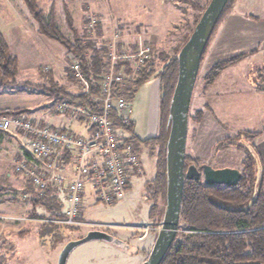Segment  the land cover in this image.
Returning <instances> with one entry per match:
<instances>
[{
    "label": "rangeland",
    "instance_id": "1",
    "mask_svg": "<svg viewBox=\"0 0 264 264\" xmlns=\"http://www.w3.org/2000/svg\"><path fill=\"white\" fill-rule=\"evenodd\" d=\"M192 1L204 6L208 0ZM234 2L235 5L223 11L204 49L189 108L192 118L198 110H203L204 116L199 122L192 118L188 121L186 153L212 168H241L248 148L255 146L260 155L259 149L264 146V0ZM37 3L45 12L54 13L60 31L68 39L73 38L74 32L82 35L87 28L92 29L88 21L96 20L102 32L98 41L109 42L107 46L111 42L118 46L119 40H123L126 44L146 42L167 51L177 45L184 34L190 33L199 12L182 0H37ZM69 17L72 26H69ZM35 26L22 0H0V31L10 50L19 58L17 80L49 86L67 83V71L73 62L69 60L70 55L57 41L40 35ZM114 34L121 38L114 39ZM236 55H242V59L225 67L205 92L201 77L207 68ZM69 86L74 93L82 89V84L70 82ZM8 88L0 87V108L34 110L50 100L48 95L35 90L5 94ZM127 101L133 110L131 120L136 135L133 146L138 148L139 162L130 174L125 197L111 205L93 198L87 200L84 218L99 224L89 225L91 222L84 221L78 227H57L54 223L42 225L37 221L41 224L27 225L26 231L19 234L13 228L12 233L4 235L8 240L2 243L8 245V251L5 253L0 247V253L5 254L3 264H57L67 242L81 237L87 228L110 233L127 241L131 248L124 251L114 244L94 239L73 248L65 264H142L148 257L152 245H146L147 238L159 224L154 225L149 219L143 222L154 192L151 184L154 157L150 147L139 141L158 126L155 110L159 102L158 82L155 79L145 81ZM224 140L234 145L219 146ZM11 153V146L1 140L0 200L7 199L8 193L3 187L16 173ZM261 160L264 169L262 157ZM262 181L264 184V171ZM28 192V195H21L22 199L33 201L41 194L34 186ZM16 197L14 204L6 201L3 208L16 212L20 211L19 206L28 204L19 198L18 192ZM159 200L164 207L163 199ZM36 212L39 215L29 216L35 220L53 218L42 209ZM145 222L152 227L148 235H143L141 229ZM155 233L157 235V231ZM142 242L145 249H139L143 247Z\"/></svg>",
    "mask_w": 264,
    "mask_h": 264
},
{
    "label": "trees",
    "instance_id": "2",
    "mask_svg": "<svg viewBox=\"0 0 264 264\" xmlns=\"http://www.w3.org/2000/svg\"><path fill=\"white\" fill-rule=\"evenodd\" d=\"M28 14L35 23L36 31L49 39L61 44L69 56V60L76 61L80 65L81 73L88 84V92L79 89L77 93L71 92L61 82L51 86L44 83L17 80L19 58L10 50V46L0 31V87L8 86V92L19 93L26 91H38L51 98V105L59 101H67L71 104H79L98 112L97 104L92 101L99 95L98 84L111 67L116 71L123 72L128 85L122 83L112 84V96L115 100L123 98L129 100L134 97L138 88L145 81L155 79L158 82V126L156 133L139 141L150 147L154 157V176L151 179L153 186L152 202L147 211L148 219L154 224L162 222L166 204V143L169 135V103L177 80L178 64L177 55L183 44L189 38L195 24L200 18L204 6L198 1L182 0L187 2L194 10L199 12L195 15L190 33L184 34L181 41L171 47L170 50H160L151 46V56L145 60L141 68L133 66V61L123 63L118 61L112 65L109 57V49L106 41H98L101 36V25L88 21L92 29L87 28L82 35L74 32L72 39H68L60 31L55 15L52 11L45 12L37 3V0H22ZM235 0H229L225 9H229ZM222 15V14H221ZM221 17L216 22L219 23ZM69 26L71 19L68 18ZM215 25V26H216ZM121 38V36H120ZM117 49L128 45L130 49L135 47L136 42L126 44L119 40ZM146 43V42H145ZM242 59V55H236L213 63L207 68L201 77L202 89L205 91L211 87L220 76L225 67ZM68 79L74 84H80V80L74 75L71 67L68 68ZM29 112L28 109H0V116H15ZM53 112H55L53 110ZM203 110H198L193 118L189 112V119L196 122L202 120ZM120 139L132 147L137 156L138 151L134 140L136 135L133 131V120L127 123L120 122L116 110L109 113ZM255 136V134H253ZM221 147H229L234 142L221 141ZM139 162V161H138ZM195 165L199 172L203 163L198 158L186 153L185 168ZM241 177L234 186L207 185L202 174L199 179L194 177L185 179L178 231L171 246L167 250L160 264H264V184L263 165L260 155L255 146L246 150L241 160ZM137 168V167H136ZM134 168L132 172L136 169ZM255 171L259 173L256 175ZM130 178V176H129ZM129 178L126 191L129 187ZM55 186V185H50ZM33 199L31 206L32 215L34 208L43 204L45 193ZM163 199L164 207L160 206ZM15 198L1 200L14 201ZM60 215V213L58 214ZM114 242H122L112 236ZM0 256V264H3Z\"/></svg>",
    "mask_w": 264,
    "mask_h": 264
},
{
    "label": "built area",
    "instance_id": "3",
    "mask_svg": "<svg viewBox=\"0 0 264 264\" xmlns=\"http://www.w3.org/2000/svg\"><path fill=\"white\" fill-rule=\"evenodd\" d=\"M91 22L94 23L95 20ZM118 37L120 38L119 35L114 34V39ZM108 49L112 65L118 61L123 63L133 61V66L139 69L151 56V46L145 42L139 44L136 42L133 49H130L128 45L117 49L115 42H111ZM70 67L81 81L82 91L88 92V84L84 80L79 63L73 61ZM115 82L122 83L125 87L128 85L123 72L111 67L98 84L99 95L92 99L97 104L98 112L67 101H59L52 106L56 113L81 118L88 126L94 128L95 132L89 138L73 135L62 127L42 126L39 121L23 115L0 116V129L11 127L24 131L27 135L30 154L38 160L47 162L46 172L38 171L35 166L21 165L39 193H44L50 185H61L64 182L66 184L64 198L66 207L63 215L50 219L38 218L37 221L72 227L84 224L81 214L86 183L91 185L90 197L94 200H101L111 205L125 197L128 178L137 167L138 159L132 147L120 139V134L109 117V113L116 110L119 121L127 123L131 120L133 112L127 100L113 98L111 90ZM66 151L71 152L75 159V169L70 177L59 174L62 168L60 160L63 152ZM143 225L141 228L144 230L143 235H148L152 227L148 222ZM160 227L161 223L155 227L157 233Z\"/></svg>",
    "mask_w": 264,
    "mask_h": 264
},
{
    "label": "water",
    "instance_id": "4",
    "mask_svg": "<svg viewBox=\"0 0 264 264\" xmlns=\"http://www.w3.org/2000/svg\"><path fill=\"white\" fill-rule=\"evenodd\" d=\"M229 0H209L195 24L187 41L177 55L178 73L169 103V135L166 143V204L161 227L155 241L142 264H160L178 231L182 193L185 179H199L202 174L207 185L234 186L241 173L236 168H212L207 164L199 172L193 164L185 168L186 140L188 133L189 108L194 84L198 75L202 54L216 22ZM94 239L112 243L124 251L130 246L126 241L114 242L107 232L89 230L84 236L70 240L61 250L57 264H65L70 251L77 245Z\"/></svg>",
    "mask_w": 264,
    "mask_h": 264
},
{
    "label": "crops",
    "instance_id": "5",
    "mask_svg": "<svg viewBox=\"0 0 264 264\" xmlns=\"http://www.w3.org/2000/svg\"><path fill=\"white\" fill-rule=\"evenodd\" d=\"M234 5H235V2H234ZM69 83L70 81H68L67 83L63 82L62 84L66 85L68 89L71 92H73L72 87L69 86ZM209 89L210 87L207 90ZM207 90H205V92ZM5 94H12V93L6 90ZM51 104L52 103H51V98H50V100L46 104H44L42 108L39 107L34 110L28 109L29 112H26L22 115L39 121L40 125L42 126H50L52 128L62 127L64 130L76 136H83V137L89 138L94 134L95 129L88 126L87 123L84 122V120H82L81 118L70 117L66 114H58L56 112H53ZM5 108L15 109L19 107L4 106V107H1L0 109H5ZM155 110H157V116H158V109L156 108ZM156 130H157V127H155L153 133L148 135V137L154 135L156 133ZM1 140H6L7 144L11 146L12 153L10 154V156L12 157V162L15 166V171H16L12 179H10V181L8 182L6 181L7 184L5 182V185L3 187L4 189H6V192L8 193L7 199L15 198L14 201H9V204L15 203L16 198H17L16 197L17 192H18L19 198L22 201L28 202V204H23L22 208H20L19 206L18 209H20V211H16V212L14 211V209L3 208L4 203H0V207H1L0 209V247L4 248L3 251L6 253L8 251V245H3L2 243L8 239L6 237L4 238V235H8L12 233L13 228H15L16 233L19 234L21 231L22 232L26 231L27 225H31L34 223L38 225L41 224V223H38L37 220L29 216V215H32L31 198L22 199L21 195L24 193L28 195L29 188H32L34 185L32 184L31 180L26 176L25 168L21 167V165L26 164V166H35L37 170L40 172H46L48 168H47L46 161L38 160L30 154L29 148L27 146V135L24 131L17 130L11 127H9L8 129H3V130L0 129V141ZM259 152L264 161V146L260 147ZM60 163H61L62 168L59 170V174L65 177H70L73 174L74 169H75V159H74L73 154L67 151L63 152V156H62V159L60 160ZM65 185L66 184L64 182L61 185L59 184L55 186H50L51 188L45 193L42 199L43 204L35 206L34 212L37 214L36 209L39 208L40 210L42 209L44 213H47L49 215L48 217H61L66 207V202L64 199L65 198ZM91 193H92L91 185L90 183H86V187L84 191V204H83V210L81 214V218L85 222H91L84 218L85 204L87 200L91 198L90 197ZM53 212L54 213L56 212V214H53ZM59 213L60 215H58ZM37 215H39V213ZM144 216L145 218L143 222L145 220H148L147 212ZM140 224L134 225V227L139 226ZM42 225H44V223ZM56 226L58 227L59 225L56 224ZM89 230L91 229L87 228L85 230L86 232L82 236H84ZM133 233H134V236L136 237L134 231ZM116 238L122 241V239L118 237ZM155 238H156V233L155 232L150 233V235H148L146 245L147 244L153 245V241H155ZM101 241H104V240H101ZM106 243H109V242H106ZM144 245L145 243L143 244V247L140 246L139 249H145ZM4 255L0 253V256L2 257V259H4L5 257Z\"/></svg>",
    "mask_w": 264,
    "mask_h": 264
},
{
    "label": "flooded vegetation",
    "instance_id": "6",
    "mask_svg": "<svg viewBox=\"0 0 264 264\" xmlns=\"http://www.w3.org/2000/svg\"><path fill=\"white\" fill-rule=\"evenodd\" d=\"M202 171V170H201Z\"/></svg>",
    "mask_w": 264,
    "mask_h": 264
}]
</instances>
